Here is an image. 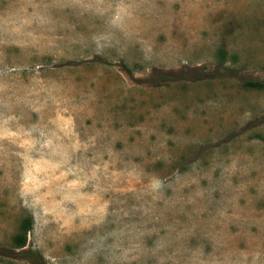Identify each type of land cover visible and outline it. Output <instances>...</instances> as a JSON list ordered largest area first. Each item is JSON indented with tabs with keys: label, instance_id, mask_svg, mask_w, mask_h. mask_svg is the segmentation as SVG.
<instances>
[{
	"label": "rangeland",
	"instance_id": "rangeland-1",
	"mask_svg": "<svg viewBox=\"0 0 264 264\" xmlns=\"http://www.w3.org/2000/svg\"><path fill=\"white\" fill-rule=\"evenodd\" d=\"M244 81L264 0H0V264H264Z\"/></svg>",
	"mask_w": 264,
	"mask_h": 264
},
{
	"label": "trees",
	"instance_id": "trees-1",
	"mask_svg": "<svg viewBox=\"0 0 264 264\" xmlns=\"http://www.w3.org/2000/svg\"><path fill=\"white\" fill-rule=\"evenodd\" d=\"M244 84L249 87L262 88L264 87V82L262 81H244ZM31 228L30 220L25 221L21 226V231L14 237V247L22 249L27 244V234ZM36 254L34 258H38L39 255L36 252H29V255ZM33 257V256H32Z\"/></svg>",
	"mask_w": 264,
	"mask_h": 264
}]
</instances>
